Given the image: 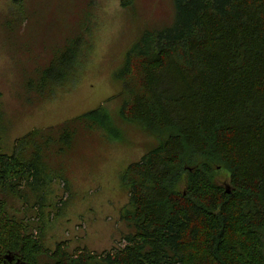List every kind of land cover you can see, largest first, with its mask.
<instances>
[{"label": "trees", "instance_id": "16d2710c", "mask_svg": "<svg viewBox=\"0 0 264 264\" xmlns=\"http://www.w3.org/2000/svg\"><path fill=\"white\" fill-rule=\"evenodd\" d=\"M175 1L174 24L146 31L119 72L124 118L166 131L126 171L125 244L101 253L46 245L66 199L36 161L52 138L34 130L12 153L0 144V264H264V0ZM82 45V36L71 42L70 60ZM67 76L46 74L42 87ZM1 112L0 103V129Z\"/></svg>", "mask_w": 264, "mask_h": 264}, {"label": "rangeland", "instance_id": "374dc122", "mask_svg": "<svg viewBox=\"0 0 264 264\" xmlns=\"http://www.w3.org/2000/svg\"><path fill=\"white\" fill-rule=\"evenodd\" d=\"M176 8L175 0H133L129 6L123 0H0V144L12 153L34 130L52 138L36 160L44 166L42 177L66 199L46 227L50 248L67 241L69 251L101 253L125 244L126 171L166 131L153 133L124 118L119 72L146 31L174 24ZM80 36L82 53L70 60V44ZM64 53L66 66L52 68L55 55ZM64 73L67 81L54 78L42 87L46 74ZM100 106L105 110L85 115ZM66 132L71 135L64 141ZM216 181L226 185L228 173L217 172Z\"/></svg>", "mask_w": 264, "mask_h": 264}, {"label": "water", "instance_id": "95a60500", "mask_svg": "<svg viewBox=\"0 0 264 264\" xmlns=\"http://www.w3.org/2000/svg\"><path fill=\"white\" fill-rule=\"evenodd\" d=\"M227 191L230 192L229 186H227ZM7 258H9L10 260H12L13 256L11 254H8L7 255Z\"/></svg>", "mask_w": 264, "mask_h": 264}]
</instances>
